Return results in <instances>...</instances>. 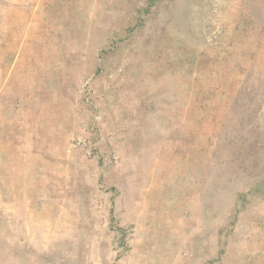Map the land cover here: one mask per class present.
I'll return each instance as SVG.
<instances>
[{
	"label": "rangeland",
	"instance_id": "1",
	"mask_svg": "<svg viewBox=\"0 0 264 264\" xmlns=\"http://www.w3.org/2000/svg\"><path fill=\"white\" fill-rule=\"evenodd\" d=\"M0 264H264V0H0Z\"/></svg>",
	"mask_w": 264,
	"mask_h": 264
},
{
	"label": "trees",
	"instance_id": "2",
	"mask_svg": "<svg viewBox=\"0 0 264 264\" xmlns=\"http://www.w3.org/2000/svg\"><path fill=\"white\" fill-rule=\"evenodd\" d=\"M154 1H156V0H151V3L154 2Z\"/></svg>",
	"mask_w": 264,
	"mask_h": 264
}]
</instances>
